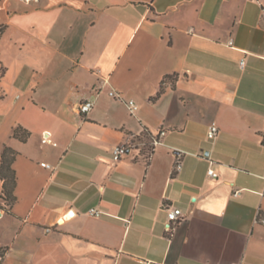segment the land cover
<instances>
[{"label": "crops", "instance_id": "crops-1", "mask_svg": "<svg viewBox=\"0 0 264 264\" xmlns=\"http://www.w3.org/2000/svg\"><path fill=\"white\" fill-rule=\"evenodd\" d=\"M263 11L0 0V153L16 152L10 209L0 179V264H264ZM160 128L149 153L144 133Z\"/></svg>", "mask_w": 264, "mask_h": 264}, {"label": "built area", "instance_id": "built-area-1", "mask_svg": "<svg viewBox=\"0 0 264 264\" xmlns=\"http://www.w3.org/2000/svg\"><path fill=\"white\" fill-rule=\"evenodd\" d=\"M263 16H264V11H263ZM229 45H232V41L230 40ZM244 63V59L240 60V65L242 66ZM109 95L112 96L113 98L118 99L119 98V94L114 91L111 90L109 91ZM126 105L128 107L129 112L132 114L135 112V110L137 109V105L133 100H128L126 102ZM93 107V101L92 100H85L83 102H81L78 105V111L81 114L87 113L88 111H90ZM165 129L164 128H160L157 131L153 132V133H147V137H148V145L150 146V153L154 150L155 147H157L158 145H160L162 143V138L165 135ZM218 133V127L215 124H211L208 127L207 130V137L209 139H215ZM48 135L49 133H45L43 135L42 141L43 142H50V140L48 139ZM136 147L135 143L132 141H129L127 143L124 144H117L112 148L111 151V157L112 160L114 162L118 161L122 156H124L129 150L134 149ZM180 155H177V160L175 162V166H174V171H179V169L181 168V163H180ZM48 167V165H46ZM208 174L215 176L214 172L212 169L208 170ZM89 215H93V216H101L103 213L102 211H99L97 209L94 208H90L88 210ZM182 216V211L180 208H171L167 210V218L169 220V222H176L180 217ZM261 223L264 224V217L261 218Z\"/></svg>", "mask_w": 264, "mask_h": 264}, {"label": "trees", "instance_id": "trees-1", "mask_svg": "<svg viewBox=\"0 0 264 264\" xmlns=\"http://www.w3.org/2000/svg\"><path fill=\"white\" fill-rule=\"evenodd\" d=\"M161 88L158 94L161 92ZM28 132L22 127L18 126L13 129V136L18 137L21 140H25L28 136ZM147 137V133H144ZM262 143L264 144V131L262 132ZM148 152L150 153V146L146 142ZM16 152L9 146H4L0 153V179L2 180V195L1 198L8 206V209L12 206L15 201L13 193L15 186V172L12 168V162L15 158Z\"/></svg>", "mask_w": 264, "mask_h": 264}]
</instances>
